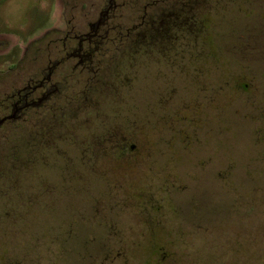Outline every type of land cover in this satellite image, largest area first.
Wrapping results in <instances>:
<instances>
[{
    "label": "rangeland",
    "instance_id": "rangeland-1",
    "mask_svg": "<svg viewBox=\"0 0 264 264\" xmlns=\"http://www.w3.org/2000/svg\"><path fill=\"white\" fill-rule=\"evenodd\" d=\"M177 1H115L105 42L166 50L105 63L83 127L52 136L47 104L0 128V264H264V0H194L151 38ZM107 3L0 0V100Z\"/></svg>",
    "mask_w": 264,
    "mask_h": 264
},
{
    "label": "flooded vegetation",
    "instance_id": "flooded-vegetation-1",
    "mask_svg": "<svg viewBox=\"0 0 264 264\" xmlns=\"http://www.w3.org/2000/svg\"><path fill=\"white\" fill-rule=\"evenodd\" d=\"M116 0H108L106 6L100 12L99 18L89 24L86 31H78L75 27L67 28L62 42L52 43V61L40 77L31 76L14 89L5 98L0 100V111L4 113L0 117V128L8 123L25 120L29 113L35 112L52 104V136L61 128L79 129L84 126L80 118L85 113L97 112L103 103L102 83L105 73V63L131 59L133 52L145 48V51L166 50L163 44L156 43H107L105 39L111 30L117 26L110 23L112 12L117 8ZM188 1L187 7L194 9V0ZM196 2H201L196 1ZM190 3H192L190 5ZM174 15V16H173ZM176 12L164 10L160 14L147 17L144 15L140 25L149 31L152 37L156 32H167L175 21ZM189 22L197 20L193 16L184 17ZM167 46V45H166ZM75 79L83 84L80 90L70 88V80ZM102 82V83H101ZM99 90V93H98ZM97 94L95 106L89 105L90 98ZM52 102V103H51ZM94 112V113H96ZM93 113V114H94ZM101 137V138H100ZM97 144L107 142L108 139L96 134L94 137ZM86 150L92 147L88 138L83 140ZM126 144V143H125ZM129 149L134 150L136 145L129 144ZM127 150V145L124 147ZM88 159V155H86ZM93 158L92 156H89ZM118 157H121L120 155Z\"/></svg>",
    "mask_w": 264,
    "mask_h": 264
},
{
    "label": "trees",
    "instance_id": "trees-1",
    "mask_svg": "<svg viewBox=\"0 0 264 264\" xmlns=\"http://www.w3.org/2000/svg\"><path fill=\"white\" fill-rule=\"evenodd\" d=\"M179 4L178 5H180L181 4V6H177L176 7V9H174V10H171V11H173V12H176V17H175V20L176 19H183L184 17H189V16H193L194 17V19H196V14L193 12V9H189L188 7H187V4H188V1H186V0H179V1H177ZM160 14V13H159ZM174 16V15H173ZM192 21H194L193 19H192Z\"/></svg>",
    "mask_w": 264,
    "mask_h": 264
}]
</instances>
